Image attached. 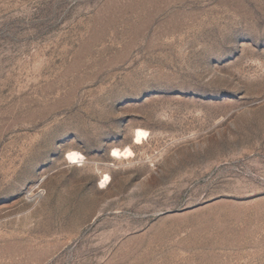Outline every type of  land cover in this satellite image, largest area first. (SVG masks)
<instances>
[{
    "label": "rangeland",
    "instance_id": "1",
    "mask_svg": "<svg viewBox=\"0 0 264 264\" xmlns=\"http://www.w3.org/2000/svg\"><path fill=\"white\" fill-rule=\"evenodd\" d=\"M0 264H264V0H0Z\"/></svg>",
    "mask_w": 264,
    "mask_h": 264
},
{
    "label": "bare ground",
    "instance_id": "2",
    "mask_svg": "<svg viewBox=\"0 0 264 264\" xmlns=\"http://www.w3.org/2000/svg\"><path fill=\"white\" fill-rule=\"evenodd\" d=\"M147 136V131L141 128H138L134 133V143L135 144H141L143 143L145 137ZM131 154H133V151L130 147H127V149L123 150L120 148H114L113 152L111 154L112 157L121 158V157H128ZM83 154L77 150H72L68 153V159L76 163L81 158H83ZM110 176L108 174H105L103 179V186H106V184L109 182Z\"/></svg>",
    "mask_w": 264,
    "mask_h": 264
}]
</instances>
